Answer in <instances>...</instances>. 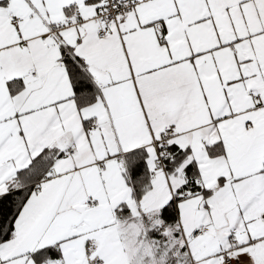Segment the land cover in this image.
<instances>
[{
  "label": "snow or ice",
  "instance_id": "6c2138e0",
  "mask_svg": "<svg viewBox=\"0 0 264 264\" xmlns=\"http://www.w3.org/2000/svg\"><path fill=\"white\" fill-rule=\"evenodd\" d=\"M0 264H264V0H0Z\"/></svg>",
  "mask_w": 264,
  "mask_h": 264
}]
</instances>
